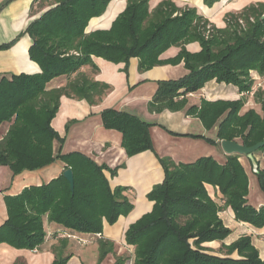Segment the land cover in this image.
<instances>
[{"label":"trees","instance_id":"obj_1","mask_svg":"<svg viewBox=\"0 0 264 264\" xmlns=\"http://www.w3.org/2000/svg\"><path fill=\"white\" fill-rule=\"evenodd\" d=\"M35 1L49 10L15 40L0 46V50L9 49L28 35L32 40L29 57L41 69L40 74L0 79V166L9 167L16 178L59 163L64 171H73L75 189L71 191L61 171L41 185L5 198L8 219L0 227V245L31 251L44 244L47 222L76 235L96 237L103 234L105 223L113 226L134 210L130 189H113L106 175L116 177L119 168L111 170L81 153H55L56 142L64 143L52 127L62 99L98 106L110 92V86L96 80L99 69L93 57L125 64L126 72L132 59L139 60L140 72L183 62L188 75L158 83L148 107L151 113L184 110L186 97L211 81L236 86L247 95L256 82L251 73L264 78V4L228 15L226 27L218 29L195 8H179L174 0H164L155 9L151 0H126L125 10L109 30L86 33L90 21L102 17L112 0ZM203 2L212 7L218 0ZM195 43L201 50L188 51L186 46ZM172 47L180 48L178 56L161 60ZM256 92L261 113L255 109L243 113L245 98L204 100L201 106L189 108L186 113L195 115L205 129L217 127L216 140L190 137L219 147L223 140L249 147L263 142L264 89ZM101 117L105 129L122 134L128 157L154 150L152 126L139 117L116 110H106ZM256 154L264 161V147ZM240 157L227 156L223 165L212 157L187 164L160 157L165 178L148 194L153 210L125 233L134 255L118 256L117 245L102 238L98 264L108 256L115 257L114 264H126L128 257L133 264H264L251 235L226 244L234 232L220 216L224 208L232 210L237 222L264 228V207L258 210L248 204L249 178ZM256 176L264 193V170ZM208 185L218 189L220 197L213 199ZM213 243H221L219 252L208 246ZM68 260L58 257L54 264Z\"/></svg>","mask_w":264,"mask_h":264},{"label":"crops","instance_id":"obj_2","mask_svg":"<svg viewBox=\"0 0 264 264\" xmlns=\"http://www.w3.org/2000/svg\"><path fill=\"white\" fill-rule=\"evenodd\" d=\"M164 0H151L150 5L155 9ZM179 8H195L199 15L207 19L218 29L226 27V18L230 14L242 12L246 8L264 4V0H218L212 7L204 4L203 0H174ZM126 0H112L106 13L90 21L86 33L106 31L112 26L115 19L125 10ZM49 10L43 8L42 3L35 0H0V46L8 44L26 31L30 24L41 18ZM32 40L23 35L11 48L0 50V79L12 75L40 74V67L29 57V48ZM187 50L197 53L200 45L190 44ZM180 48L172 47L166 51L161 60L175 59ZM99 69L96 76L98 82L110 86V92L98 106H91L85 100L63 98L60 110L52 122V127L64 140L55 144V153H81L99 165L109 169L119 168L116 177L106 175L113 189L117 187L129 188V196L134 204V210L127 217H120L119 221L111 226L104 225L102 237H83L65 231L54 224H45L47 237L44 244L35 250L16 249L6 244L0 245V264H54L58 257L69 258L67 264H98V240L107 239L117 246L124 241L129 227L144 215L153 210L154 203L148 200L152 189L164 181L165 173L160 163V157H170L177 164L194 163L202 157H212L221 165L227 161V155L221 146H214L205 139L190 137L204 136L216 140L217 127L212 130L204 128L195 115L186 112L193 106H201L202 101H237L245 98V113L255 109L261 113L260 98L253 90L249 94H241L233 85L211 81L195 94L186 97L187 106L184 110L171 112L164 110L161 113H151L149 104L153 101L158 90V83L162 81L180 80L188 75L184 63L178 65L167 64L155 67L146 72L139 71V60L132 59L125 71V64H114L102 58L93 57ZM253 81L261 77L256 72L251 73ZM180 97L179 100H182ZM106 110H116L135 115L145 121L150 127L153 151H146L134 157H128L122 147V134L116 130H107L103 126L102 113ZM219 143V141L217 140ZM260 169L264 170L262 156H256ZM249 178L248 204L256 209L264 207V193L261 191L252 165L244 156L240 157ZM64 168L61 164H54L49 170L14 177L9 167L0 166V227L8 219L5 198L16 196L31 185H41L57 177ZM210 196L220 197L218 189L206 186ZM225 224L232 229L236 238L228 240L231 244L241 236L251 235L253 243L260 251L264 260V228L256 229L253 226L235 220L234 213L224 208L220 214ZM62 233H70L82 239H89L87 245L77 241L62 238ZM221 243H213L209 247L220 249ZM219 252V251H218ZM220 255V253H216ZM118 256H120L118 254ZM115 257L108 256L103 264H114Z\"/></svg>","mask_w":264,"mask_h":264},{"label":"water","instance_id":"obj_3","mask_svg":"<svg viewBox=\"0 0 264 264\" xmlns=\"http://www.w3.org/2000/svg\"><path fill=\"white\" fill-rule=\"evenodd\" d=\"M264 147V141L249 147L246 144H241L236 141H221V149L227 156L239 155L244 156L252 165V171L254 174H259L260 165L257 160L256 153ZM64 178L69 182L71 191L75 189V179L74 174L71 169L64 171Z\"/></svg>","mask_w":264,"mask_h":264},{"label":"built area","instance_id":"obj_4","mask_svg":"<svg viewBox=\"0 0 264 264\" xmlns=\"http://www.w3.org/2000/svg\"><path fill=\"white\" fill-rule=\"evenodd\" d=\"M208 35H209V32L211 30V27L208 26ZM255 90H258V89H264V78H260L258 80H256L255 82V87H254ZM62 238H68V239H73L74 241H77L79 244H82V245H87V243L90 242L89 239H82L76 235H73V234H70V233H62L61 235ZM98 238L102 237V235H97Z\"/></svg>","mask_w":264,"mask_h":264},{"label":"rangeland","instance_id":"obj_5","mask_svg":"<svg viewBox=\"0 0 264 264\" xmlns=\"http://www.w3.org/2000/svg\"><path fill=\"white\" fill-rule=\"evenodd\" d=\"M258 155H260V154H256V156H258ZM260 156H261V155H260ZM236 235H237V234H236ZM236 235H234V236L232 237V239H233V238H236ZM214 248L216 249L217 247H214ZM118 254H119L120 256L134 255V250H133L132 248H130V247L127 246L125 239H124V241H122V242L117 246V255H118ZM126 264H133L132 259H131V258L129 259V257H128V262H127Z\"/></svg>","mask_w":264,"mask_h":264}]
</instances>
